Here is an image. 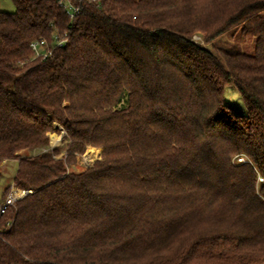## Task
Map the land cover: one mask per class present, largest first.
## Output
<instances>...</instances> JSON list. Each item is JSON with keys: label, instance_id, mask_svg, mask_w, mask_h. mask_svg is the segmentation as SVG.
Wrapping results in <instances>:
<instances>
[{"label": "trees", "instance_id": "obj_1", "mask_svg": "<svg viewBox=\"0 0 264 264\" xmlns=\"http://www.w3.org/2000/svg\"><path fill=\"white\" fill-rule=\"evenodd\" d=\"M13 2L0 178L17 159L13 183L31 191L0 211V264H263L264 0ZM88 146L98 159L69 170Z\"/></svg>", "mask_w": 264, "mask_h": 264}, {"label": "rangeland", "instance_id": "obj_2", "mask_svg": "<svg viewBox=\"0 0 264 264\" xmlns=\"http://www.w3.org/2000/svg\"><path fill=\"white\" fill-rule=\"evenodd\" d=\"M0 9L1 10H5V11H13L15 9V4L13 2V0H0ZM192 38L195 41H198L200 43H202L203 45L207 46V47H211L212 44L210 42H207L204 39V34L203 33H195L193 34ZM222 41L224 42H234L233 39H231L230 35H224L222 36ZM251 41L252 39H245L244 41H242L241 47L245 50H250L251 49ZM226 100L228 102V104H230L231 106H233V108L236 111H240V112H245L246 108L243 104L241 95L239 94L238 90L234 87H228L227 91H226ZM50 136V146L48 149H51L53 147H59L62 151L60 152V154H58V157H62L66 155V148H67V141L68 138L66 136L65 130L63 129V127L60 125L59 122H54L53 124V131L49 133ZM94 149V156L91 159V163L87 164L86 161L84 160V155L90 150V149ZM97 148L99 149L100 147H95V146H88L86 151L84 153L81 154H77L75 157V160L69 165V170H73V171H81L85 168H88L90 166L93 165V163L98 159L96 157L97 154ZM100 150V149H99ZM39 150H26L25 153L26 154H33L38 152ZM101 153H102V149L100 151V155L99 158L101 157ZM246 158L248 159L247 155L244 154H237L233 157V160L235 162H240L242 161V158ZM95 159V160H94ZM263 181V180H262ZM264 264V263H263Z\"/></svg>", "mask_w": 264, "mask_h": 264}, {"label": "built area", "instance_id": "obj_3", "mask_svg": "<svg viewBox=\"0 0 264 264\" xmlns=\"http://www.w3.org/2000/svg\"><path fill=\"white\" fill-rule=\"evenodd\" d=\"M70 16L75 17L76 14L79 12L77 7L71 6V8L68 10ZM32 47L35 49L36 54H48L49 51L45 50V40L41 39V40H35L31 43ZM242 161H247V159L244 157L242 158ZM264 178L262 176L259 175V180H263ZM31 190H25L22 188H17L15 187L14 184L11 185L7 195L5 196V200H4V204L0 207V211L3 210V208L6 205H14L15 202L20 199L21 197H23L27 192H29Z\"/></svg>", "mask_w": 264, "mask_h": 264}, {"label": "crops", "instance_id": "obj_4", "mask_svg": "<svg viewBox=\"0 0 264 264\" xmlns=\"http://www.w3.org/2000/svg\"><path fill=\"white\" fill-rule=\"evenodd\" d=\"M26 150H22L21 153H25ZM17 159L4 160L2 163V177L0 178V207L4 204L6 196V188L13 183L14 175L18 168Z\"/></svg>", "mask_w": 264, "mask_h": 264}, {"label": "bare ground", "instance_id": "obj_5", "mask_svg": "<svg viewBox=\"0 0 264 264\" xmlns=\"http://www.w3.org/2000/svg\"><path fill=\"white\" fill-rule=\"evenodd\" d=\"M94 156V149H90L85 155H84V160L86 161L87 164L91 163V159Z\"/></svg>", "mask_w": 264, "mask_h": 264}]
</instances>
